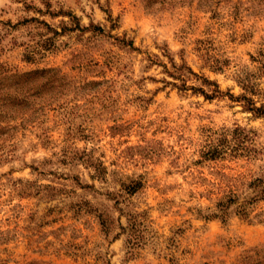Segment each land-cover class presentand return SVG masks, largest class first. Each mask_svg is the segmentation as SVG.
<instances>
[{"label": "rangeland", "instance_id": "374dc122", "mask_svg": "<svg viewBox=\"0 0 264 264\" xmlns=\"http://www.w3.org/2000/svg\"><path fill=\"white\" fill-rule=\"evenodd\" d=\"M0 63V264H264V118L228 94L264 92V0H0Z\"/></svg>", "mask_w": 264, "mask_h": 264}, {"label": "trees", "instance_id": "16d2710c", "mask_svg": "<svg viewBox=\"0 0 264 264\" xmlns=\"http://www.w3.org/2000/svg\"><path fill=\"white\" fill-rule=\"evenodd\" d=\"M101 30V29H98ZM126 45H132L133 43H126ZM176 71L180 72L179 77H174L177 80L183 81L181 85L174 84L180 91L187 92L192 90L194 94H201L207 100H211L214 98L222 97L224 93L220 89V85L215 82L211 81L208 78L200 77L194 71L186 66V63H183L179 66L173 65ZM188 73L193 75L197 80H201L203 86L197 87L187 84V80L184 79L183 74ZM172 76H175L174 74ZM242 89H244L245 94H242L239 97H235L233 94L228 93L230 99L234 101H242L244 102L243 108L244 111L251 113L254 117H263L264 118V92L255 89V85L248 83H243ZM31 92V91H30ZM251 94V97L247 95ZM34 95V93H32ZM260 96L262 98V103L258 104V101L255 100L254 96ZM25 96L27 97L26 93ZM20 114V74L17 72L12 73L10 68L0 63V139L7 133V127L3 125L4 120L15 118L17 115ZM224 149L218 146H210L208 151L204 153V156L209 159H216L220 154H222ZM219 216L224 217L226 214V209H220Z\"/></svg>", "mask_w": 264, "mask_h": 264}]
</instances>
